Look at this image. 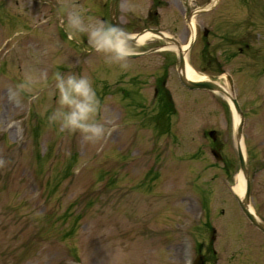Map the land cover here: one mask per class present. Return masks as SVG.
Listing matches in <instances>:
<instances>
[{"label":"rangeland","instance_id":"obj_1","mask_svg":"<svg viewBox=\"0 0 264 264\" xmlns=\"http://www.w3.org/2000/svg\"><path fill=\"white\" fill-rule=\"evenodd\" d=\"M108 1L0 0V264H187L194 246L206 245L207 222L218 237L216 264H236L237 235L252 231L232 189L241 172L234 112L220 93L184 91L170 69L178 114L167 115V125L146 104V72L176 51L128 58L127 72L105 63L85 35L68 39L66 8L101 17ZM210 2L118 0L117 14H154L158 5V28L187 44L183 14ZM53 3L61 6L56 14ZM195 23L187 59L227 86L232 76L244 112L251 206L264 218V0H217ZM157 36L130 41L132 51L163 41ZM70 69L89 75L96 89L97 118L110 129L99 140L48 120L53 73ZM163 124L172 136L158 132ZM211 129L221 158L203 135Z\"/></svg>","mask_w":264,"mask_h":264},{"label":"clouds","instance_id":"obj_2","mask_svg":"<svg viewBox=\"0 0 264 264\" xmlns=\"http://www.w3.org/2000/svg\"><path fill=\"white\" fill-rule=\"evenodd\" d=\"M130 10L135 8L129 6ZM85 10L77 5L66 8L65 29L68 39L87 37L89 46L104 57L108 64H118L127 69L128 57L132 51L127 30L100 17L86 16ZM41 77L46 80V74ZM54 83L49 95L55 97V107L48 115L50 122H59L69 133L79 132L85 141H96L110 132L97 118L100 99L93 87L91 77L74 70L55 71ZM0 163H3L0 160Z\"/></svg>","mask_w":264,"mask_h":264},{"label":"flooded vegetation","instance_id":"obj_3","mask_svg":"<svg viewBox=\"0 0 264 264\" xmlns=\"http://www.w3.org/2000/svg\"><path fill=\"white\" fill-rule=\"evenodd\" d=\"M15 3L16 5H19V0H16ZM48 3L50 7L51 5L50 1H48ZM52 5H53V8L56 9L55 13H57V10L60 8V6L54 3ZM53 12L54 11L52 9L51 10L49 9V13H53ZM190 13H191V10H189L188 12L186 11V13L183 14L184 19L187 21V24H189V20L191 17ZM153 16H155L156 18V21L154 22L149 20V18L151 19ZM158 17H159V14H158V5H157V8L154 14H151L150 8L148 9L147 13L144 15L136 14L132 17L129 14H123V15L118 14L117 22L120 27H123L127 30V32H130V31H135V30H141L148 26L158 27ZM101 18L107 19L104 15H101ZM134 19L136 21H134ZM158 30L164 31L159 28ZM171 33H172V36L170 37L169 36L164 37V38L161 37L160 39H163V41L158 43V45L173 43L174 40L177 39V35L175 34L174 31H172ZM203 34H204V31H203ZM202 43L204 44V42ZM207 43L208 41H205V44ZM205 44L203 46L201 55H204V52L206 50ZM168 49L169 48H161V49H158V51L168 50ZM170 55H173L174 58L170 60V58L167 59V56H165L166 59L164 57V59H162L153 70L146 72V74L148 73V75L152 79L151 84H150L152 88L151 97L149 98V100L146 101V104L150 103L149 109H151L152 113L157 116L161 114L169 115L170 113H173V112L175 113L176 111V107L173 104V100H172L171 90L166 85L168 82V78H169V71L172 66H173V70H175L174 72L177 73V70H176L177 54L170 53ZM198 68L200 69L201 67L199 66ZM126 71L130 72V65L128 66ZM140 96L144 98L146 95L145 93L141 92ZM169 124L171 125V123L168 121L167 125ZM247 226L252 231L250 235L249 234H240V235L238 234L237 235V241H236L237 247L235 249L236 264H264V232L250 222H248ZM205 227H206V230L208 231V235H207L208 239H207L206 245L204 244L202 246H198V245L194 246V250H195L194 254L195 256L199 255V261H200L199 264H216L217 258H218V254H217L218 250L216 249V246L213 245V243H215L218 239L216 235V228L208 222L206 223ZM204 241H205V236H204ZM202 249L204 251H202Z\"/></svg>","mask_w":264,"mask_h":264},{"label":"water","instance_id":"obj_4","mask_svg":"<svg viewBox=\"0 0 264 264\" xmlns=\"http://www.w3.org/2000/svg\"><path fill=\"white\" fill-rule=\"evenodd\" d=\"M116 3H117V0H110V3H109V15H110L111 23L113 24H116L115 18H114L116 14ZM147 30L158 33V30L156 29H147ZM129 37H130V40L137 39V35H129ZM180 68L182 70V71L180 70L179 72L180 79L185 85L191 88H207V89L219 91L223 93L225 96H227L228 99L230 100L237 114V122H236V128H235L236 142H237L238 157H239V162H240V169L245 178V189H244L242 197H238V202H239V205L242 211L245 213V215L256 226L264 230V221L258 217L256 212L251 208V205H250V179H249V174H248V167L246 166L244 153L241 147L244 115H243V111L239 105L237 98L233 94L232 87L228 88L227 86H225L224 84L216 80H211V79L197 80V79L187 77L184 73V55L182 51L180 52ZM229 80L231 83L232 80L230 79V77H229ZM217 156L219 157L220 155L217 153Z\"/></svg>","mask_w":264,"mask_h":264},{"label":"bare ground","instance_id":"obj_5","mask_svg":"<svg viewBox=\"0 0 264 264\" xmlns=\"http://www.w3.org/2000/svg\"><path fill=\"white\" fill-rule=\"evenodd\" d=\"M191 28H192L191 38H193L195 34V21L194 20L191 21ZM152 36H154L153 32L145 31L144 33L138 36V42L143 43L147 39L151 38ZM186 75L191 78H202L203 77V75L199 73L197 70H195V68L188 61L186 62ZM234 116H235V120H237L236 114H234ZM242 150L246 154V145L244 141H242ZM244 186H245V180H244L243 174L239 172L232 189L234 193L241 195L244 191Z\"/></svg>","mask_w":264,"mask_h":264}]
</instances>
